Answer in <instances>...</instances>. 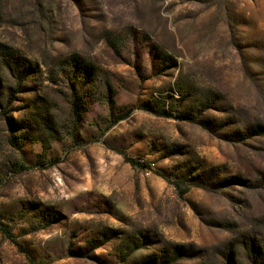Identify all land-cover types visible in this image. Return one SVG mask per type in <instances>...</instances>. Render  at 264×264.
I'll list each match as a JSON object with an SVG mask.
<instances>
[{
	"label": "rangeland",
	"instance_id": "1",
	"mask_svg": "<svg viewBox=\"0 0 264 264\" xmlns=\"http://www.w3.org/2000/svg\"><path fill=\"white\" fill-rule=\"evenodd\" d=\"M0 264H264V0H0Z\"/></svg>",
	"mask_w": 264,
	"mask_h": 264
},
{
	"label": "trees",
	"instance_id": "2",
	"mask_svg": "<svg viewBox=\"0 0 264 264\" xmlns=\"http://www.w3.org/2000/svg\"><path fill=\"white\" fill-rule=\"evenodd\" d=\"M121 119V118H120ZM133 163H135L134 161H132ZM22 169H24V168H22Z\"/></svg>",
	"mask_w": 264,
	"mask_h": 264
}]
</instances>
